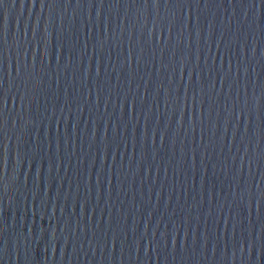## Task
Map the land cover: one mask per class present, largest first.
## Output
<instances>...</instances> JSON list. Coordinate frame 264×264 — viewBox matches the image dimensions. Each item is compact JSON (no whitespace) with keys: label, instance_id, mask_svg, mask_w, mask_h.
<instances>
[{"label":"water","instance_id":"95a60500","mask_svg":"<svg viewBox=\"0 0 264 264\" xmlns=\"http://www.w3.org/2000/svg\"><path fill=\"white\" fill-rule=\"evenodd\" d=\"M0 264H264V0H5Z\"/></svg>","mask_w":264,"mask_h":264},{"label":"snow or ice","instance_id":"6c2138e0","mask_svg":"<svg viewBox=\"0 0 264 264\" xmlns=\"http://www.w3.org/2000/svg\"><path fill=\"white\" fill-rule=\"evenodd\" d=\"M5 3V0H0V5H3Z\"/></svg>","mask_w":264,"mask_h":264}]
</instances>
